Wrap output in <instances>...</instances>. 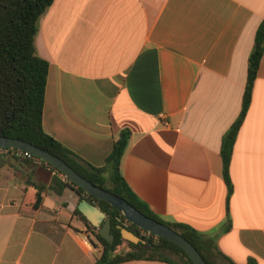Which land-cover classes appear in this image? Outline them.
I'll use <instances>...</instances> for the list:
<instances>
[{"label":"crops","instance_id":"obj_1","mask_svg":"<svg viewBox=\"0 0 264 264\" xmlns=\"http://www.w3.org/2000/svg\"><path fill=\"white\" fill-rule=\"evenodd\" d=\"M263 20L264 0H54L36 39L50 64L45 132L102 168L130 131L120 172L132 193L164 221L214 237V264H264V56L232 156L229 203L221 156ZM55 176L66 182L39 161L0 153V264L102 256L75 214L78 193L49 189ZM34 185L48 188L39 208Z\"/></svg>","mask_w":264,"mask_h":264},{"label":"trees","instance_id":"obj_2","mask_svg":"<svg viewBox=\"0 0 264 264\" xmlns=\"http://www.w3.org/2000/svg\"><path fill=\"white\" fill-rule=\"evenodd\" d=\"M53 2L54 0H0V136L24 140L58 156L95 185L124 198L144 215L168 225L182 234L198 249L208 264H214L208 256L210 251L217 249L214 237L204 236L187 225L164 221L132 193L120 172L121 158L127 147L130 131H124L121 134L106 161V166L102 168L86 163L45 132L43 118L50 64L40 56L36 39L40 30V21ZM263 56L264 20L257 30L254 48L249 57L248 79L242 111L222 140L221 156L224 164V177L229 189L228 203L233 193L230 175L232 156L238 135L252 104L255 83ZM5 150H11V148ZM15 158L26 163L39 161L50 170L64 176L54 166L36 157L32 159ZM34 186L37 193L32 200V205L34 208H39L43 202L42 193L48 188ZM68 187L78 193L80 201H89L112 219L114 241L109 242L99 234V230L79 209L75 211V214L88 225L90 231L102 245V256L95 264H120L133 260H161L171 264H194L179 246L166 238L148 232L149 237L143 236L141 232L144 230L128 222L118 209L87 193L69 179L66 178V182H64L60 177L55 176L49 189L61 194ZM119 226L128 228L145 242L135 244L125 240ZM229 228L228 224L227 229ZM167 252L177 255L179 261H173ZM249 264H256V261L251 260Z\"/></svg>","mask_w":264,"mask_h":264},{"label":"water","instance_id":"obj_3","mask_svg":"<svg viewBox=\"0 0 264 264\" xmlns=\"http://www.w3.org/2000/svg\"><path fill=\"white\" fill-rule=\"evenodd\" d=\"M0 148L21 150L51 164L72 183L83 188L87 193L93 195L94 197H97L118 209L126 217L128 222L137 225L139 228L150 234L166 238L173 242L187 253L194 264H208L198 249L182 234L176 232L168 225L144 215L124 198L95 185L93 182L80 175L76 170H74L58 156L42 148L36 147L24 140L5 136H0ZM78 208L89 220V222L99 230V234L103 238L109 242L114 241L111 217L107 216L105 212L87 200L81 201ZM119 229H121L122 237L125 240L135 244L145 242L144 239L130 231L128 228L119 226Z\"/></svg>","mask_w":264,"mask_h":264},{"label":"built area","instance_id":"obj_4","mask_svg":"<svg viewBox=\"0 0 264 264\" xmlns=\"http://www.w3.org/2000/svg\"><path fill=\"white\" fill-rule=\"evenodd\" d=\"M7 149V148H6ZM10 153L12 155H14L15 157H23V158H27V159H32L34 158L33 155H31L30 153L21 151V150H17V149H12L11 150H5V149H1L0 148V153Z\"/></svg>","mask_w":264,"mask_h":264},{"label":"rangeland","instance_id":"obj_5","mask_svg":"<svg viewBox=\"0 0 264 264\" xmlns=\"http://www.w3.org/2000/svg\"><path fill=\"white\" fill-rule=\"evenodd\" d=\"M110 185H111V184L109 183V186H110ZM141 234H142L143 236H147V237H149V234H148L147 232H145V231H142ZM123 247H125V246H123ZM167 255H168L171 259H173V260H175V261H179V257H178L177 255L172 254V253H169V252H167Z\"/></svg>","mask_w":264,"mask_h":264}]
</instances>
